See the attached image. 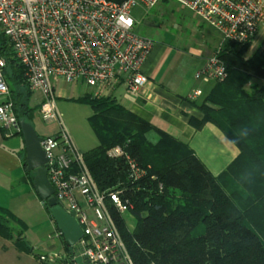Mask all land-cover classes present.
I'll return each instance as SVG.
<instances>
[{
  "label": "trees",
  "instance_id": "obj_1",
  "mask_svg": "<svg viewBox=\"0 0 264 264\" xmlns=\"http://www.w3.org/2000/svg\"><path fill=\"white\" fill-rule=\"evenodd\" d=\"M250 45L224 46L219 57L227 77L216 82L201 103L194 102L203 119L190 118L196 129L215 124L240 150L219 177L186 143L162 132L157 143L150 142L146 135L153 126L112 98L73 99L93 110L88 123L100 144L83 157L99 191H120L131 206L134 231L114 207L110 213L134 264H264V86L246 88L253 79L264 81V50L245 59ZM0 46L17 120L33 125L39 108L30 105L33 92L25 68L4 38ZM117 146L146 171L143 178L131 179L126 156H108ZM1 218L15 217L0 207V236L11 239L12 230ZM20 236L25 249L34 253L25 235Z\"/></svg>",
  "mask_w": 264,
  "mask_h": 264
},
{
  "label": "built area",
  "instance_id": "obj_2",
  "mask_svg": "<svg viewBox=\"0 0 264 264\" xmlns=\"http://www.w3.org/2000/svg\"><path fill=\"white\" fill-rule=\"evenodd\" d=\"M162 1L0 0V39H5L25 68L31 91L42 93L38 111L41 119L59 124L58 133L41 137V147L49 159L47 173L55 190L53 197L81 226L83 237L75 247L90 264H134L110 207L124 219L125 215H133L120 191H99L58 112L56 89L61 82L98 91L124 83L137 95L149 83L143 67L155 44L135 31L132 12L138 7L153 9ZM168 1L178 2L221 35L219 49L196 74L203 83L223 82L227 69L219 55L224 46L252 41L264 23V0ZM1 48L0 124L21 133L4 77L7 63ZM200 95V91H195L191 98ZM107 154L110 158L126 156L131 179L145 176L146 171L121 147H114ZM72 261L75 263L73 258Z\"/></svg>",
  "mask_w": 264,
  "mask_h": 264
},
{
  "label": "crops",
  "instance_id": "obj_3",
  "mask_svg": "<svg viewBox=\"0 0 264 264\" xmlns=\"http://www.w3.org/2000/svg\"><path fill=\"white\" fill-rule=\"evenodd\" d=\"M211 38L214 39V36ZM220 44V39L217 43L209 40V47L191 49L187 54L188 58L180 55L168 45L156 44L143 67V73L147 76L149 83L137 95H133L124 83L104 91L92 88L93 91L85 95L110 97L138 117L149 122L153 126V130L146 136L152 143L159 141L158 132L186 143L210 173L219 177L237 160L240 150L215 124L208 122L201 129H196L191 125L190 118L203 119V113L194 105V102L201 103L210 93L215 82L203 83L196 79V74L206 67L211 56L219 49ZM263 50L264 23L251 41L244 57L251 59L255 53ZM251 84L263 87L264 81L253 79ZM59 89L60 84L56 90L59 92ZM75 89L78 88L75 87ZM67 90L68 88H63L61 91L63 95ZM195 91H200L201 95L191 98ZM32 92L34 94V91ZM63 95L59 93L58 98ZM42 100V93L38 104L33 105L31 98V107L39 108ZM91 111L93 114L92 109ZM37 124L38 126H36ZM33 126L41 137L58 133V131L42 126L37 117L34 119ZM91 130L96 138V144L92 140L72 139L81 154L97 148L100 144L95 132L92 128ZM25 158L23 136L14 129L0 124V207L13 211L15 203L28 204L31 194L39 198L32 183L35 172L28 171ZM49 218L56 230L51 215ZM5 245H7L6 242L0 239V247ZM11 251L15 254L13 261L11 258L7 259L8 256H1L2 254H10ZM11 251L0 252V264L37 263L33 256L19 253L16 250Z\"/></svg>",
  "mask_w": 264,
  "mask_h": 264
},
{
  "label": "rangeland",
  "instance_id": "obj_4",
  "mask_svg": "<svg viewBox=\"0 0 264 264\" xmlns=\"http://www.w3.org/2000/svg\"><path fill=\"white\" fill-rule=\"evenodd\" d=\"M132 15L136 20L135 31L139 35L153 40L155 45H168L187 58L191 49L209 47V40L216 43L219 39L221 41L217 30L175 1H162L155 8L147 10L138 7L133 10ZM212 36L214 39L211 38ZM252 86L253 84L250 82L246 86L247 90L251 91ZM63 88H68L64 95L61 92ZM92 91V88L85 85H66L61 82L59 92L56 90L57 108L73 140L77 138L86 141L92 140L96 144V138L88 123V118L92 114L91 108L73 101V99ZM59 93L63 95L60 98H58ZM40 100L41 93L35 91L32 96L33 105L38 104ZM36 116L42 126L60 131L57 123L44 122L38 113ZM29 198L28 204H14L15 208L10 212L15 219L1 218V223L12 230V238L6 239L0 236V239L7 244L5 245L6 248L5 246L0 247V252L16 250L19 253L33 256L36 264H70L72 260L69 251H67L60 231L57 228L55 230L45 204L35 195L31 194ZM125 219L128 228L134 231L136 228L135 218L125 215ZM20 233L25 235V244L28 248H34L33 251L46 252L47 256L41 257L35 253H29L24 244L21 243L22 236ZM1 256H8L7 259L11 258L13 261L15 254L11 251L10 254H2Z\"/></svg>",
  "mask_w": 264,
  "mask_h": 264
},
{
  "label": "water",
  "instance_id": "obj_5",
  "mask_svg": "<svg viewBox=\"0 0 264 264\" xmlns=\"http://www.w3.org/2000/svg\"><path fill=\"white\" fill-rule=\"evenodd\" d=\"M21 132L23 134L26 164L29 172H35L33 186L40 200L49 208L51 217L62 234L64 241L68 245L70 256L74 259L75 264H90L86 257L80 256L78 249L75 247L83 237V231L73 215L66 213L63 208L57 204L53 197L55 190L49 181L47 165L49 159L41 147V136H39L34 126L27 122H21ZM29 249H33L29 247ZM41 257H46V252L34 251Z\"/></svg>",
  "mask_w": 264,
  "mask_h": 264
}]
</instances>
